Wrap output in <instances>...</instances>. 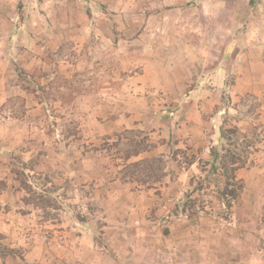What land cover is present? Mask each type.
<instances>
[{
  "label": "rangeland",
  "instance_id": "rangeland-1",
  "mask_svg": "<svg viewBox=\"0 0 264 264\" xmlns=\"http://www.w3.org/2000/svg\"><path fill=\"white\" fill-rule=\"evenodd\" d=\"M209 4L0 0V264H230L264 242V75H238L264 64L203 42ZM223 125L261 135L229 210ZM132 138L152 174L123 178Z\"/></svg>",
  "mask_w": 264,
  "mask_h": 264
},
{
  "label": "crops",
  "instance_id": "crops-1",
  "mask_svg": "<svg viewBox=\"0 0 264 264\" xmlns=\"http://www.w3.org/2000/svg\"><path fill=\"white\" fill-rule=\"evenodd\" d=\"M209 7L211 24L207 34L208 37L203 38V42L220 45L224 60L231 58L239 60L242 58L243 60H249V62L258 60L264 64V0H210ZM213 11L215 13L219 12L220 16L221 14H225V20L223 22L213 20ZM217 31H219V35ZM241 68L244 71H240L238 75L242 77L256 74L264 75V68L262 71L251 63L249 67H243L242 64ZM213 69L215 70L213 71L214 75H226V71L224 72L225 69H223L222 65H219V67L214 66ZM248 69L254 71H248ZM262 184L264 183H260V186ZM245 187L248 189L247 183ZM260 193L257 192L256 196L248 204L251 202L255 205L262 203ZM262 195H264V192ZM241 252L240 260L236 256L234 259L231 258L228 263L264 264V242L261 245H254L252 243L248 249L242 247ZM245 256L248 258L246 259Z\"/></svg>",
  "mask_w": 264,
  "mask_h": 264
},
{
  "label": "trees",
  "instance_id": "trees-1",
  "mask_svg": "<svg viewBox=\"0 0 264 264\" xmlns=\"http://www.w3.org/2000/svg\"><path fill=\"white\" fill-rule=\"evenodd\" d=\"M253 110V109H252ZM258 128V127H257ZM256 128V129H257ZM261 135L254 130L251 133H246L239 129L238 126H226L220 127L219 140L216 145L210 147V157L211 160L207 161L210 167V171L215 174L219 172L224 178V185L220 191L222 198V205L229 210L231 203L234 202L240 192L243 189L242 181L236 176V171L249 164V156L252 151H256L258 148L256 142H259ZM123 148L122 158L127 161L132 156H137L142 151L149 148V145H144V138L142 139H131L129 143L125 144ZM153 158H144L135 161H127L122 164L123 171L121 172L123 178L127 174L132 177L137 176L141 172H146L152 174V162ZM26 164H22L18 169L14 170L16 179L20 182V187L33 188L37 187L40 183L36 181H31V175L25 173ZM5 182L0 180V192L4 190ZM45 194H49L50 191L45 189L43 191ZM42 197V195H41ZM8 250H12L8 248Z\"/></svg>",
  "mask_w": 264,
  "mask_h": 264
}]
</instances>
